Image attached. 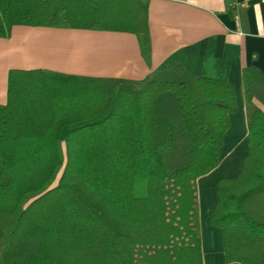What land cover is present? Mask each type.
<instances>
[{
	"label": "trees",
	"instance_id": "1",
	"mask_svg": "<svg viewBox=\"0 0 264 264\" xmlns=\"http://www.w3.org/2000/svg\"><path fill=\"white\" fill-rule=\"evenodd\" d=\"M147 11L148 0H0V37L15 25L98 27L134 34L147 58ZM261 79L243 68L249 150L236 177L219 179L208 218L225 264H264ZM235 110L231 83L177 64L138 81L11 69L0 264H203L197 178L217 166Z\"/></svg>",
	"mask_w": 264,
	"mask_h": 264
},
{
	"label": "crops",
	"instance_id": "2",
	"mask_svg": "<svg viewBox=\"0 0 264 264\" xmlns=\"http://www.w3.org/2000/svg\"><path fill=\"white\" fill-rule=\"evenodd\" d=\"M147 12V58L128 32L13 26L9 37H0V104L11 69L138 81L177 64L194 77L231 83L236 110L228 114L218 164L197 178L203 264H225L222 231L208 218L219 179L236 177L249 150L242 70L258 69L264 86V0H148Z\"/></svg>",
	"mask_w": 264,
	"mask_h": 264
},
{
	"label": "rangeland",
	"instance_id": "3",
	"mask_svg": "<svg viewBox=\"0 0 264 264\" xmlns=\"http://www.w3.org/2000/svg\"><path fill=\"white\" fill-rule=\"evenodd\" d=\"M259 85H260V87L262 86V87L264 88V86H263V84L261 83V81H259ZM256 97H257V95H256ZM259 98H260V97H257L256 99H257L259 102H261L262 100H259ZM258 101H257V102H258ZM104 115H105V114H103L102 116H104ZM102 116H99V117H102ZM99 117H98V118H99ZM95 119H96V118H95ZM93 120H94V119H93ZM65 129H67V128H65Z\"/></svg>",
	"mask_w": 264,
	"mask_h": 264
}]
</instances>
